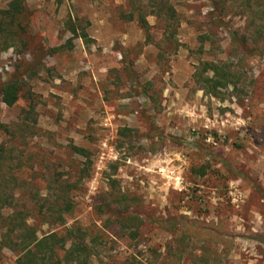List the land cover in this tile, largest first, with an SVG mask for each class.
<instances>
[{
    "label": "rangeland",
    "instance_id": "374dc122",
    "mask_svg": "<svg viewBox=\"0 0 264 264\" xmlns=\"http://www.w3.org/2000/svg\"><path fill=\"white\" fill-rule=\"evenodd\" d=\"M10 2L0 85L21 91L0 103L1 213L25 205L39 234L101 237L95 264H264V1L25 0L9 26ZM161 5L173 13L159 16ZM206 63L232 75L218 97L195 77L212 76ZM61 186L66 225L44 224L29 199ZM118 208L142 218L136 240L107 221ZM189 222L219 239L191 237ZM15 261L0 252V264Z\"/></svg>",
    "mask_w": 264,
    "mask_h": 264
},
{
    "label": "trees",
    "instance_id": "16d2710c",
    "mask_svg": "<svg viewBox=\"0 0 264 264\" xmlns=\"http://www.w3.org/2000/svg\"><path fill=\"white\" fill-rule=\"evenodd\" d=\"M60 3L62 0H57ZM260 1V0H253ZM264 1V0H263ZM25 0H11L8 9L2 11V15L8 20L9 26H12L18 16L24 12ZM158 8L160 12L167 9L168 13H173V10L165 5ZM157 12V13H158ZM170 16V15H169ZM131 19L134 17L132 14L129 16ZM171 18H167L166 22H170ZM166 30L170 29L171 24H168ZM139 24L143 29H147V22L143 16H139ZM2 25L0 24V31ZM165 30V31H166ZM71 33L73 36H78V30L72 26ZM8 35H14L12 30ZM14 37V36H13ZM84 40L87 35L81 32L80 36ZM9 44H5L4 49H8ZM205 71L212 73V76H203L200 73L195 74V77L200 83L201 90L215 97H218L220 90L227 88L233 84L232 75L229 70L219 64L206 63L203 65ZM20 84L17 80L2 83L0 85V103L11 108L19 99ZM76 154L85 156L86 152L80 148H73ZM61 186L60 194L54 195L51 198L45 197L41 202L29 199L32 206L37 207V214L46 221L44 224L54 225L56 227H64L66 225V215L69 214L71 209V202L68 199L66 191H63ZM0 198V203H1ZM1 209V208H0ZM110 210L106 216L107 221H114L118 225V232L123 238L131 241L136 240L140 234V228L143 224L142 218L129 210L120 209ZM37 216H32L31 211L26 209L25 205L21 208H12L10 213L6 215L1 213L0 210V230L4 231L0 238V252L2 250H9L16 256L15 264H95L101 263L100 255L103 253L106 244L99 236H94L88 240V234L79 226H72L63 232L52 231L46 234H39L37 226ZM168 223L172 228L177 227L175 219H169ZM189 235L195 237L197 240H205L209 236L215 235L219 237L216 232H210V229L205 227H198V223L189 222L185 224ZM219 239V238H218ZM68 246L66 247V243ZM217 242V241H216ZM123 264H150V261L137 260L133 255L125 260Z\"/></svg>",
    "mask_w": 264,
    "mask_h": 264
}]
</instances>
